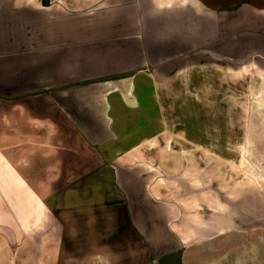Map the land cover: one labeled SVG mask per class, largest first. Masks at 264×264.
I'll use <instances>...</instances> for the list:
<instances>
[{
  "label": "crops",
  "instance_id": "crops-1",
  "mask_svg": "<svg viewBox=\"0 0 264 264\" xmlns=\"http://www.w3.org/2000/svg\"><path fill=\"white\" fill-rule=\"evenodd\" d=\"M264 264V0H0V264Z\"/></svg>",
  "mask_w": 264,
  "mask_h": 264
},
{
  "label": "water",
  "instance_id": "water-1",
  "mask_svg": "<svg viewBox=\"0 0 264 264\" xmlns=\"http://www.w3.org/2000/svg\"><path fill=\"white\" fill-rule=\"evenodd\" d=\"M158 264H180V254L171 253L158 259Z\"/></svg>",
  "mask_w": 264,
  "mask_h": 264
}]
</instances>
